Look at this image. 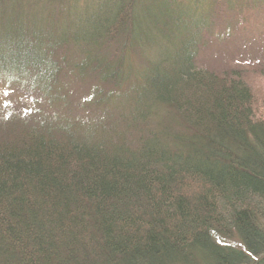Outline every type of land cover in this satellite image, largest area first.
I'll list each match as a JSON object with an SVG mask.
<instances>
[{
	"label": "trees",
	"instance_id": "1",
	"mask_svg": "<svg viewBox=\"0 0 264 264\" xmlns=\"http://www.w3.org/2000/svg\"><path fill=\"white\" fill-rule=\"evenodd\" d=\"M84 1L0 0V264H264V79L194 5Z\"/></svg>",
	"mask_w": 264,
	"mask_h": 264
},
{
	"label": "rangeland",
	"instance_id": "2",
	"mask_svg": "<svg viewBox=\"0 0 264 264\" xmlns=\"http://www.w3.org/2000/svg\"><path fill=\"white\" fill-rule=\"evenodd\" d=\"M78 10L85 8V1L78 0ZM110 1V0H108ZM238 8L252 7L256 18H262L259 22L249 23L248 29L243 28L247 36L238 35V29L235 25L226 24L212 25L208 17V9L211 7V0H172L176 6L194 5L195 14L189 20L191 24L198 23L205 27L209 34L215 37L216 41L198 38V34H193L194 40L198 38V64L205 68L224 70L227 69H240L247 70L248 66L254 68L255 74L258 75L257 81L260 82L264 79V2L262 0H231ZM229 3V0L227 1ZM190 5V6H191ZM47 18V13L44 14ZM190 18V15H189ZM231 18V17H230ZM211 24V27L209 26ZM239 28L240 25L237 22ZM191 26V25H190ZM200 34H201V30ZM185 44V43H183ZM214 69V70H215ZM68 87L74 93L77 91L79 84L76 82H68ZM4 88L0 83V108H2L6 96L3 94ZM4 97V98H3ZM77 98V95L73 94ZM7 110V109H6ZM1 111V115H7V111ZM15 113L14 111H12Z\"/></svg>",
	"mask_w": 264,
	"mask_h": 264
}]
</instances>
